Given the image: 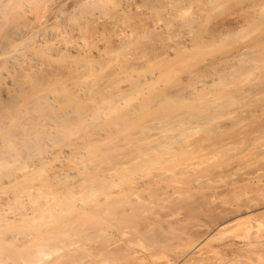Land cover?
<instances>
[{"label": "bare ground", "instance_id": "1", "mask_svg": "<svg viewBox=\"0 0 264 264\" xmlns=\"http://www.w3.org/2000/svg\"><path fill=\"white\" fill-rule=\"evenodd\" d=\"M123 1L81 0L80 16L66 27L59 0H0V184L14 175L17 185L26 186L35 180L34 171L43 173L54 159H62L65 172L53 188H36L29 202L19 193L10 201L0 198V264H264V11L242 19L222 41H193L156 67L160 53L133 43L128 23L113 21L114 15L106 21L115 37L112 50L107 57L88 53L95 47L88 46L84 29L105 18L109 4ZM148 1L173 8L181 29L197 22L198 14L187 13L192 0ZM95 34L90 37L98 40ZM153 36L154 43L161 38ZM61 55L71 62L54 64ZM121 55L124 65L105 79L103 69ZM147 56L144 64L133 62ZM204 61L209 63L202 67ZM229 62V75L220 77L221 83L214 78L211 90L172 92L183 83L178 73H188L191 87L200 84L196 78L205 70ZM155 69L158 76L145 80ZM231 106L233 113L223 112ZM156 121L189 132L158 142L154 136L137 139L126 155L130 159L113 172L129 166L168 169L164 160L180 155L183 165L205 142L232 158L212 173L231 177L247 163L252 168L231 188H173L166 198L163 188H120L112 180L86 184L80 178L87 186L80 188L75 177L79 187L73 184L75 171L96 169L93 158L99 153L121 149V135ZM174 146L179 154L171 153ZM73 156L76 166L70 168L65 159ZM14 206L22 211L20 218Z\"/></svg>", "mask_w": 264, "mask_h": 264}, {"label": "rangeland", "instance_id": "2", "mask_svg": "<svg viewBox=\"0 0 264 264\" xmlns=\"http://www.w3.org/2000/svg\"><path fill=\"white\" fill-rule=\"evenodd\" d=\"M124 1L123 3H119L120 5L109 4L108 5L109 14L105 16V18L100 19L96 23L88 24L87 27L84 29V31L86 32L84 33L86 34L87 40L89 42L88 46L90 47L91 50H93L92 48L95 47L94 48L95 50L90 51L88 53L92 55L94 51H97V53H101L102 56L107 57V53L110 52V49L112 50V48L115 45V40H114L115 37L112 34V32L109 31L108 27L110 23L108 24V22L106 21H110V17L114 15L113 17L115 20L113 19V21H116V19L121 18L122 20L124 19L123 21L128 23L129 27L127 29L130 35H132L131 39H134L132 41L133 43H135V41H139L140 47L144 44L145 47L149 46L148 50L151 49V47L152 48L154 47L156 49V52L160 53V56L156 59V62H155L156 67L158 66V63L160 64V66L165 65L170 59L173 58L174 54H176L177 51L183 49L186 45L191 44L193 41L196 42V40H201L202 42L213 43V44H216L217 42L222 41L223 39L227 37V35L234 32L235 28L237 27V25L240 23L242 19L249 17L252 14V12L259 14L262 11H264V0H211L210 3H206L204 0H192V4L188 5L189 9L187 13L189 15H195V14L199 15L200 14L199 16L201 17L197 15L198 17V19L196 20L197 22H195L194 25L190 29H181L179 27V22H177L178 20H176L175 16L173 15L174 14L173 8H170L167 10V9L162 8L158 2L152 3L148 0H132V1L124 0ZM172 1H176V0H172ZM79 3H81V0H59V3L57 4V8L59 9V11L60 10L62 11L61 13L63 17L61 18V21H60L62 26L67 25L66 27H68V26H72L73 24H75L76 19H78V16H80L79 7H78L80 5ZM126 4H128L129 6H126ZM119 7L120 8L125 7L127 12L124 11V8L122 10V9H119ZM55 9H56V6H54V10ZM54 10H51V9L49 10L48 8L46 12L53 13ZM51 15H49L48 18H52ZM69 18L72 20H70ZM66 19H69L70 21H73V20L75 21H73L72 23L70 22L68 24L69 20L66 21ZM255 19H259V17H256ZM103 20L106 23H104ZM64 21H66L67 24H65ZM91 34H95L96 36L99 37V39L95 40L93 36L91 38L90 37ZM157 34L160 35L161 38L160 40H157L158 42L154 43L156 40L154 41L153 35H157ZM151 38H153L152 41L150 40ZM139 42H136V43L138 44ZM149 42H153L152 46L149 45L151 44ZM139 45L137 46L138 49H140ZM145 47L143 46V48ZM136 51L138 52V50ZM136 51L133 56L134 57L133 59H135ZM91 55L89 57H92ZM61 56H60V59L53 60L54 64L56 65L58 64L57 66H62V65H65L71 62L70 56H69V62L67 61L68 56H65V55H61ZM138 56L139 55H137L136 57ZM148 56L145 57L144 59L136 58V60H134L133 62H135L137 65H140V63L142 64V62L144 64V62L148 61L149 59ZM125 59L126 58L123 55H121L118 61H114V63L113 62L109 63V66L103 69L104 71L103 75L105 79L106 78L109 79L108 77L113 71L120 69L124 65ZM208 63H209L208 61L207 62L204 61L202 64V67H205L206 65H208ZM153 65L154 64H152V67H154ZM231 65H232V62H229L227 66L221 65L216 70L213 68H209L205 70L200 75L199 78H196V81L200 80L199 81L200 84H197L198 86L193 85L191 87H189L188 85L189 84L188 73L180 72L177 74L176 78L182 79L183 83L173 88L172 92H176L179 89L184 90L186 92L190 90L194 91L196 89H198L199 91H209L214 86L212 85L211 81H213L215 78L216 82L221 83L220 77L222 78V77H226L229 75V68ZM158 72H159L158 69H155L154 73L146 72L144 74L145 80L156 78L158 76L157 75ZM193 78L195 80V77ZM207 83H209L210 86L205 90L204 88H202V85L207 84ZM123 85L125 86L126 84H123ZM189 108L190 107H188V109ZM235 108H236L235 106H231L228 109H225L223 112L230 114L235 111ZM222 121H225V119ZM154 123L157 124L156 127L158 129L150 132L149 128L152 125H155ZM154 123L151 122V124L150 123L145 124L148 127L147 129H141V128L135 127L132 130H128L127 134L121 135L122 147L120 150L116 151L112 149V150L107 151L106 153H99V156H97L96 158H93V160L96 159L94 162V167H96V169H91L89 170V172L88 171L85 172V170L82 172L75 171L74 173L76 174L71 175L72 179L74 180V178L76 177L75 180L78 181V184H80V188H83L87 181L88 182L91 181L88 179H93V181L97 182L96 184H106L107 181L110 182L111 180L116 181L118 182V184H120V188H124V187L125 188H163L164 194L162 195V198H166L167 195H165V193H173V188H212L215 185H222L223 188H231L233 182H236L235 180H237L240 176L247 177L246 176L247 173L252 168V166L251 167L248 166L247 165L248 163H247L246 165L241 166L238 169H236V172L234 173L235 175L232 173L234 176L231 175V177H229V173L227 176L226 174H223V173H221L220 175L212 173L211 172L212 168H214L215 166H221V165L226 166L230 163V160L232 158L222 153H220L221 155H218L219 153H217L215 150L213 151L212 148L209 146L210 142H205L201 153L187 159V161H185L183 165L179 164V159L181 158L182 160H185V157L183 155H180L179 156L180 158H177V159L169 158L168 160H164V164L169 165L168 169H163V165H159L154 168L152 167V168H144V169L142 168L138 169L137 166H129L126 172H115V171L113 172L112 170L113 168L123 163H126L130 159L126 157V155L129 154L132 149L130 144L136 141L137 139L145 140L148 136H154V138H152L151 140H155L158 142L161 140L164 141L169 138L178 137L181 134H184L183 138H185L186 133L189 132L188 127H179L175 125L160 124L157 121ZM89 129L90 131L91 130L93 131L94 128L89 127ZM202 129H203L202 125L197 124L195 131L200 132ZM79 134H77L74 138H78L80 136ZM143 144L146 145L150 143L149 141H146V142H143ZM110 146H113V143H111ZM171 153L179 154L177 146H174V149L171 150ZM197 157H199L200 159H197ZM74 158L76 159L77 156L75 157L73 156L68 159L66 158L65 164L70 168H74V166H76L75 162L77 161V160L73 161L72 159ZM78 160L80 162L81 157L80 159L78 158ZM50 161L51 162L49 166L47 167V169L43 171L44 174L38 171H34V174H31L34 176L30 178L33 180L35 179V180L29 181L28 185L26 186L17 185L16 182L19 180L14 175H12L11 177L7 179H3L4 180L3 183L0 184V198L2 197L1 200L4 199L3 201H10L11 198L15 197V195L19 193L23 200H27L29 202L31 200L30 196L32 195V198L34 197L33 193L36 192L37 190L36 188H50V187L53 188L52 185L58 182L57 180L60 179L62 174L65 172L64 170H62V167H61L64 164V163L62 164L61 162L62 159H54ZM84 161H87V159H85ZM60 164L62 165L59 166ZM188 165L191 167L189 168L190 170L189 169L184 170L182 168L183 166L186 167ZM33 166L31 165L30 169H32ZM64 167L65 166H63V168ZM221 172H223V170ZM39 174L40 175L42 174L41 176L43 177H41ZM80 175H83V176L86 175V177L85 178L82 176L80 177ZM64 176L65 174L63 175V177ZM232 177H235V178H232ZM53 178H55L56 180ZM80 178L82 179V181L85 182L84 184L82 181H80L81 180ZM222 179L224 180L226 179L225 182L221 181ZM68 180H71V179H68ZM73 180H71L70 182L67 181L68 184L72 183ZM75 180L73 184L75 186L77 185L76 187L78 188L79 185L75 184L77 183ZM81 182L83 186L81 185ZM198 182L200 183L198 184ZM86 187L87 186H85L84 188ZM30 190H31V194H30ZM176 196L177 195H175V197ZM19 210H20L19 208L14 206L15 215L18 217L19 216L21 217L20 214H22V211L20 210L21 211L20 212Z\"/></svg>", "mask_w": 264, "mask_h": 264}]
</instances>
